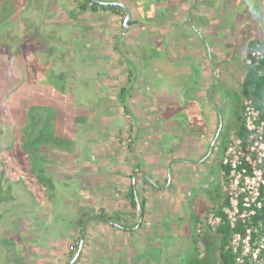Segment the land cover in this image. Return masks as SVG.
Here are the masks:
<instances>
[{
    "label": "crops",
    "instance_id": "crops-1",
    "mask_svg": "<svg viewBox=\"0 0 264 264\" xmlns=\"http://www.w3.org/2000/svg\"><path fill=\"white\" fill-rule=\"evenodd\" d=\"M139 1L123 2L131 9L132 24L121 29L124 7L117 13L99 8L106 14V23L120 32L127 30L121 39L110 37L115 44L113 55L123 59L110 79L117 100L100 117L99 127L111 129L90 138L96 141L91 151L84 148L70 155L72 161L62 165L63 176L53 173L66 187L71 182L68 173H79L80 188L84 179L85 195L78 199L92 207L80 224L99 213L117 217L110 218L114 223L101 217L89 220L76 264H149L152 259L151 264H158L163 232L185 227L188 222L182 219L187 215H194L196 227L203 215L193 205L198 175L193 162L174 158H196L198 150L190 143L208 139L198 121L204 112L213 114L206 104L212 71H226L225 80L239 71L243 83L245 57L257 40L264 39V0H159L153 15L143 14ZM149 7L147 2L144 8ZM240 51L243 69L230 68ZM180 103L187 106L184 118L177 116ZM106 118L111 121L105 122ZM192 118L196 124L186 127ZM178 134L184 146L176 149ZM170 168L172 181L167 183ZM132 192L145 202L142 218ZM79 235L80 226L69 236L59 237L55 245L34 248L31 262L68 264Z\"/></svg>",
    "mask_w": 264,
    "mask_h": 264
},
{
    "label": "rangeland",
    "instance_id": "rangeland-1",
    "mask_svg": "<svg viewBox=\"0 0 264 264\" xmlns=\"http://www.w3.org/2000/svg\"><path fill=\"white\" fill-rule=\"evenodd\" d=\"M84 1L0 0L3 6H0V144L10 146L0 155V180L3 171L7 173L0 190V198L1 193L5 195L0 202V264H34L31 262L34 248L55 245L59 237L69 236L80 226L81 217L91 214L92 205L78 199L85 195L82 188L86 185L83 179L80 188L79 173L75 170L67 174L71 179L68 187L61 183V178H53V173L63 176L62 165L72 161L70 155L84 148L91 151L96 141L90 138L100 131H110V127H99L100 117L107 115L113 108L111 104L117 100L110 79L117 72V62L123 61L119 55H113L115 44L110 37L118 35L121 39L127 30H115V25L106 23V14L93 10L90 5L82 9ZM147 2L151 7L145 9ZM158 2L140 0V10L143 14H156ZM118 25L119 29L123 27L121 22ZM232 67L243 69L241 51L232 59ZM5 89L9 93L3 99ZM45 103H50L53 110L45 108ZM32 104L30 113L34 117L52 112L56 127L49 142L39 149L44 160L38 162V166L45 171L41 179L36 171H31L21 146L23 120ZM177 106L178 118L186 117L187 106L183 103ZM203 120L201 117V122ZM62 127L66 131H58ZM232 131L229 142L235 126ZM91 176L93 173L87 175V181ZM221 176L223 200L230 188L223 170ZM195 207V211L200 212L197 203ZM215 207L216 204L210 205L200 219H208ZM193 216L182 219L188 222L185 227L175 226L176 230L162 233L158 264H222L221 237L217 233L206 245L208 256L198 257L193 236L197 240L199 237L194 233ZM215 224L207 226L212 228Z\"/></svg>",
    "mask_w": 264,
    "mask_h": 264
},
{
    "label": "flooded vegetation",
    "instance_id": "flooded-vegetation-1",
    "mask_svg": "<svg viewBox=\"0 0 264 264\" xmlns=\"http://www.w3.org/2000/svg\"><path fill=\"white\" fill-rule=\"evenodd\" d=\"M119 7L123 8L122 6ZM95 11H99V9ZM125 11L126 10H124L123 22H122L123 24L126 16ZM130 20L132 24V16ZM212 72H213L212 79L206 90V104L209 107V109H211V112L213 114L210 115L204 112V114H202V117L205 118V121L202 122L200 120L198 121L199 124L198 127L203 131H207L208 139L206 140V142H204L201 138H199L196 140V143H190L191 146L192 144L194 147L196 146L198 150L197 151L198 154L196 158L190 159L186 156H180L178 158H174L175 162L177 161L184 163L193 162L192 164L194 165V169H195L194 173L198 175L195 181L196 185L194 187V194H193L195 198L194 205L196 203L198 204V208L201 209L200 212H202L203 215H205L207 211L210 209V205H214L220 202L222 198V191L224 187L221 176V172H222L221 159L223 155V148L229 142L231 133L233 132L232 129L237 124L238 117L241 112L240 109H241V101H242V94L240 92L241 89L239 88L242 87V80L240 79V76H238V74L229 73L231 77L230 80H225L224 75L226 74V71H221L216 69L215 71ZM43 105L46 106L48 110H50L52 107L50 103L47 104L45 103ZM59 113H61L60 110L58 111V114ZM46 115H47L46 116L47 121L43 122V131H55L56 127L53 124L52 112H48ZM195 124L196 121L195 119L192 118L191 120H188L185 126L194 127ZM185 126L184 128H186ZM58 131H66V130L65 128L62 127ZM178 136L179 138L176 141L177 145L175 146L176 149L180 148L182 145L184 146V142L181 138L182 135L178 134ZM41 141L43 144H45L44 138H41L39 142ZM39 142H36V146L34 148L36 152L38 151ZM190 144L187 143L186 146L189 147ZM35 163H37V159H35ZM35 166L37 172H40L41 170L39 169V166H37V164H35ZM172 173L173 170L172 168H170L168 171L167 183L172 181ZM95 217H101L103 219L105 217L107 219H110L109 216L99 213L89 217V219L84 220V223L80 225V231H81L79 235L80 238L77 239V245L73 251L74 252L73 255H70L68 264L71 263L73 257L76 255V253L79 250L84 226L86 227L87 230V224L89 220ZM194 233L199 237V240H197V238L193 236L195 251L200 259H204L208 256L209 253V251L208 252L206 251L207 250L206 245L211 240L212 235L215 232L212 228L206 226L200 232L197 230V227H194ZM202 242L204 245L203 248L201 247ZM82 251L83 248L74 264H76L79 261Z\"/></svg>",
    "mask_w": 264,
    "mask_h": 264
},
{
    "label": "trees",
    "instance_id": "trees-1",
    "mask_svg": "<svg viewBox=\"0 0 264 264\" xmlns=\"http://www.w3.org/2000/svg\"><path fill=\"white\" fill-rule=\"evenodd\" d=\"M91 6L93 10H98L99 8L106 9V10H112L114 13H117L119 10V6H112V5H102L99 2H96L95 0H85L81 4L82 9H86L88 6ZM1 6V5H0ZM3 6H1L2 8ZM2 12V11H1ZM2 23V22H1ZM1 81V80H0ZM241 94L242 98L244 97H253L255 100V103L257 106L261 109L262 114L261 117L264 118V62L260 66H247V72L244 78V81L242 83L241 87ZM8 91H4V96L8 97ZM21 100V104H23ZM34 107V104L30 105L27 110V114L24 118V125L22 126V134H21V146L24 149L31 171L33 170L36 174H38V179H41L42 175H45V171L43 167H39L41 170L40 172H37L35 164L37 166L39 165L38 162H42L44 158L39 154L40 146H42V141H40L41 138L45 139L46 141L49 139L50 135H54V131H43V122L47 121V115H43L38 117L37 119L30 113V109ZM47 108L46 106H44ZM243 109L244 106L241 104V112L238 117L237 124L235 125V131L236 133L241 136L243 139H247L249 136V131L247 130L245 126V121L243 117ZM37 124H40L39 127H37ZM35 131H38L36 135L34 134ZM48 132V134H47ZM1 134V131H0ZM36 142H39L38 151H35ZM49 141H47L48 143ZM229 143V142H228ZM228 143L223 148V154L228 146ZM48 145V144H47ZM46 147H49L47 146ZM0 155L2 152L10 148V146L0 144ZM223 157V155H222ZM35 159H37V163H35ZM222 162V170L227 171V173L230 172V167L228 165H224ZM44 165V163H42ZM262 168L264 170V163L262 165ZM3 176H1L0 180V190H2V181L3 178L7 177L6 171H3ZM40 175V176H39ZM44 178V179H43ZM42 178V183L45 185L46 180L45 177ZM261 194L258 197V200L262 201V205L259 207L256 205V203H253L251 207H245L244 206V197L245 193L242 194L240 198V209L241 211L248 209H255V212L246 216L245 218L240 217L235 224V226L231 225L230 221L228 220V217L226 213L224 212L223 208L229 204V196H225L223 200L216 203V207L214 209V214L216 217L220 216L221 220L217 222L214 226H212L215 233L219 234L221 237V249L219 256L221 258L222 264H237V257L242 254L244 258V264H260L256 260L253 259V251L255 248L259 247L261 244H264V185H261L260 187ZM2 192V191H1ZM2 196L0 198V202L3 201L2 199L5 197L3 193H1ZM132 199L133 204L137 208V199L135 194L132 192ZM143 213H144V206L145 202L143 200L140 201ZM113 219V217H110ZM199 221V220H198ZM84 223V220H82L81 224ZM82 230V229H81ZM81 232V231H80ZM240 233L242 236V239H245L249 237V242L251 244V251L244 253L243 247H240L237 251H235L232 247V240L233 235L235 233ZM80 237H78L79 239ZM74 252L71 253L73 255ZM260 257L264 258V246L261 248V251L259 253ZM264 264V263H263Z\"/></svg>",
    "mask_w": 264,
    "mask_h": 264
},
{
    "label": "built area",
    "instance_id": "built-area-1",
    "mask_svg": "<svg viewBox=\"0 0 264 264\" xmlns=\"http://www.w3.org/2000/svg\"><path fill=\"white\" fill-rule=\"evenodd\" d=\"M263 62L264 39L257 40L245 57L246 66H260ZM243 106V117L249 136L245 140L234 131L233 138L228 143L222 157L223 164L230 167L229 173L223 170V173L227 175L230 188L229 204L223 210L233 226L240 217L245 218L255 212V209L241 211L240 198L242 194L245 193V207H251L253 203L260 207L262 201L258 200V197L261 194L260 187L264 185V170L262 168L264 163V118L261 117L262 111L253 97H245ZM220 220L221 217H216L213 212L208 219L198 221L197 230L200 232L208 224L213 225ZM248 240L249 237L242 239L240 233H235L232 240L233 249L237 251L243 247L244 253L251 251V244ZM263 246L264 244H261L253 251V259L260 264L264 263V258L259 256ZM237 264H244L242 254L237 257Z\"/></svg>",
    "mask_w": 264,
    "mask_h": 264
},
{
    "label": "water",
    "instance_id": "water-1",
    "mask_svg": "<svg viewBox=\"0 0 264 264\" xmlns=\"http://www.w3.org/2000/svg\"><path fill=\"white\" fill-rule=\"evenodd\" d=\"M95 1L99 2L102 5H112V6H122V7H124V9L126 10V16H125V19H124V25L126 27H129L131 25V20L130 19H131L132 14H131L130 9L125 4H122L120 2H102V1H98V0H95ZM136 198H137V202H138L137 206H138L139 211H140V217L142 218L143 217V209H142L141 203H140L139 198H138L137 195H136ZM104 219H107V218L104 217ZM107 220L109 222H113L110 219H107ZM85 235H86V227L84 226L83 233H82V236H81L79 250L76 253V255L73 257V259H72L70 264H74L76 262L77 258L79 257L80 252H81V250L83 248V245H84Z\"/></svg>",
    "mask_w": 264,
    "mask_h": 264
}]
</instances>
